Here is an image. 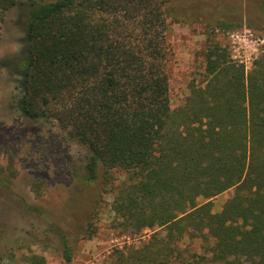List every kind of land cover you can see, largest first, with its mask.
I'll list each match as a JSON object with an SVG mask.
<instances>
[{"label":"trees","instance_id":"1","mask_svg":"<svg viewBox=\"0 0 264 264\" xmlns=\"http://www.w3.org/2000/svg\"><path fill=\"white\" fill-rule=\"evenodd\" d=\"M172 2L25 4V51L14 62L19 109L56 121L88 148L90 181L101 166L129 175L114 211L131 232L164 230L114 251L109 264H264V57L247 74L216 46L205 86H193L173 110L166 33L181 20ZM230 190L214 213L210 200ZM185 237L201 238L209 257H187ZM64 254L71 262L70 246Z\"/></svg>","mask_w":264,"mask_h":264},{"label":"rangeland","instance_id":"2","mask_svg":"<svg viewBox=\"0 0 264 264\" xmlns=\"http://www.w3.org/2000/svg\"><path fill=\"white\" fill-rule=\"evenodd\" d=\"M31 1L40 0H18L7 11L0 6V264H32L33 256L45 264H109L114 251L165 232H131L114 211L129 175L101 166L90 181L86 146L56 121L21 113L22 78L14 62L25 51V4ZM172 6L181 20L166 33L173 110L185 105L193 86H205L206 56L216 46L247 74L264 57V0H173ZM233 194L212 198L213 212H221ZM179 247L187 257H209L199 237H185Z\"/></svg>","mask_w":264,"mask_h":264}]
</instances>
